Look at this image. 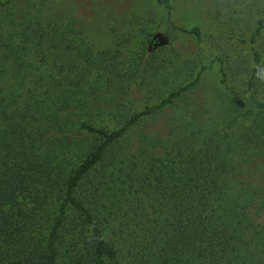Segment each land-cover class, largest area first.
Listing matches in <instances>:
<instances>
[{"label":"trees","instance_id":"obj_1","mask_svg":"<svg viewBox=\"0 0 264 264\" xmlns=\"http://www.w3.org/2000/svg\"><path fill=\"white\" fill-rule=\"evenodd\" d=\"M60 1L0 0V264H264V17L209 99Z\"/></svg>","mask_w":264,"mask_h":264},{"label":"rangeland","instance_id":"obj_2","mask_svg":"<svg viewBox=\"0 0 264 264\" xmlns=\"http://www.w3.org/2000/svg\"><path fill=\"white\" fill-rule=\"evenodd\" d=\"M67 1L73 6L74 0ZM171 1L173 9L169 12L155 0H85L81 10L70 7L69 14L83 26L96 50L113 48L119 38L129 39L128 53L146 46L149 52L156 50L166 61L164 68L174 73L170 79L177 85L186 86L199 79L190 92L211 99L216 92H225L231 86L244 90L245 76L232 79L230 65L224 63L228 73L225 82L224 69L217 58L229 61L232 56L245 63L252 60L251 37L264 17V0ZM192 27L200 29V38L189 32ZM149 39L152 42L145 46ZM193 67L194 78L186 80ZM164 83L155 82L133 91L138 92L139 109L157 102L152 100V92H166L161 89Z\"/></svg>","mask_w":264,"mask_h":264}]
</instances>
